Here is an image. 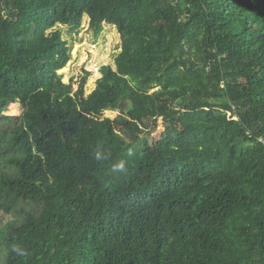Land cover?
I'll return each mask as SVG.
<instances>
[{"label":"trees","instance_id":"trees-1","mask_svg":"<svg viewBox=\"0 0 264 264\" xmlns=\"http://www.w3.org/2000/svg\"><path fill=\"white\" fill-rule=\"evenodd\" d=\"M0 213V264H264V0H0Z\"/></svg>","mask_w":264,"mask_h":264},{"label":"rangeland","instance_id":"rangeland-1","mask_svg":"<svg viewBox=\"0 0 264 264\" xmlns=\"http://www.w3.org/2000/svg\"><path fill=\"white\" fill-rule=\"evenodd\" d=\"M63 35L72 46L71 58L64 68L60 70L63 74V81L73 82V90L78 87L79 78L85 72H89L86 82V93H89L95 86V78L99 75V67L102 64L112 62L113 56L121 49V38L114 25H105L101 32L94 34L88 28V19L85 17L78 31H68L62 27ZM198 110V106H196ZM21 108L18 103L10 105L8 114H19ZM114 111H103L102 117H114ZM162 118H158L156 129L152 130L154 139L160 137L163 130ZM10 218L9 215L0 213V225Z\"/></svg>","mask_w":264,"mask_h":264},{"label":"clouds","instance_id":"clouds-1","mask_svg":"<svg viewBox=\"0 0 264 264\" xmlns=\"http://www.w3.org/2000/svg\"><path fill=\"white\" fill-rule=\"evenodd\" d=\"M94 155H95V159L97 161H103V160H105L107 158L106 155L104 153H102L101 151H99V150H97ZM112 170L113 171H117V172L125 171V162L123 160H121V161L113 164L112 165ZM13 251H15L17 253H21V249L18 248V247L14 248Z\"/></svg>","mask_w":264,"mask_h":264}]
</instances>
